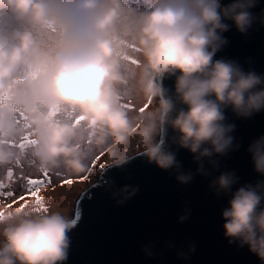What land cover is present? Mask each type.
<instances>
[{
  "label": "clouds",
  "instance_id": "1",
  "mask_svg": "<svg viewBox=\"0 0 264 264\" xmlns=\"http://www.w3.org/2000/svg\"><path fill=\"white\" fill-rule=\"evenodd\" d=\"M255 3L0 0V172L13 167L17 156L8 143L19 134L10 118L16 106L35 133L30 173L47 168L77 175L102 151L105 167L143 155L162 170L173 169L175 179L186 184L193 174L180 171L168 148L175 145L192 154L198 174L210 175L205 162L215 170L219 157L239 147L225 110L245 119L264 111V73L213 59L227 43L224 32L234 27L243 34L256 22L250 11ZM259 23L264 26V9ZM166 77L174 78L170 94L162 84ZM122 98L146 107L126 110ZM74 117L79 124L72 123ZM246 151L253 171L264 177V134ZM237 182L232 171L209 181L214 195L228 197L221 209L223 236L229 244L247 246L264 264V179L233 191ZM136 190L125 185L112 195L121 197L120 204ZM41 197L46 211L32 202H0V264L67 260V232L74 226L70 198ZM193 250L190 245L188 252Z\"/></svg>",
  "mask_w": 264,
  "mask_h": 264
},
{
  "label": "water",
  "instance_id": "2",
  "mask_svg": "<svg viewBox=\"0 0 264 264\" xmlns=\"http://www.w3.org/2000/svg\"><path fill=\"white\" fill-rule=\"evenodd\" d=\"M221 2L227 4L230 0ZM261 9L264 0H256L250 11L257 20L246 33H239L234 27L223 33L227 43L213 59H231L245 71L264 73ZM173 79L166 77L162 82L169 94ZM225 118L226 123L235 125L233 144L239 147L219 157L215 170L205 162L208 176L198 174L192 154L175 145L168 148L175 151L180 171L193 174L186 184L175 179L173 169L162 170L143 155L99 171L75 200L71 212L74 226L67 232L69 247L64 264H260L247 246L229 244L223 236L221 209L227 206L228 197H217L208 185L222 171H232L238 177L233 191L245 183L264 179L253 171L246 151L251 140L264 134V111L245 119L226 109ZM125 185L137 190L117 204L121 197L114 198L112 193H118ZM181 215H186V219L179 222ZM190 245L194 250L188 252ZM145 248L151 255L142 250ZM181 252L186 255L179 256Z\"/></svg>",
  "mask_w": 264,
  "mask_h": 264
},
{
  "label": "snow or ice",
  "instance_id": "3",
  "mask_svg": "<svg viewBox=\"0 0 264 264\" xmlns=\"http://www.w3.org/2000/svg\"><path fill=\"white\" fill-rule=\"evenodd\" d=\"M129 61L135 63V58L128 56L126 57ZM2 103V101H0ZM121 106L129 111L143 112L146 105L138 107L131 102L130 99H121ZM11 120L13 124L17 127L19 134L14 139L8 141L9 146L14 148L17 152L15 164L13 167L0 172V200L11 199L12 203H16L17 200L23 201L24 206H27L26 196L34 198L32 202L37 211H46L47 206L45 205L42 197L38 195L43 187H52V178H56L57 184H68L71 185L73 180L70 178L71 175H65V173L60 170H49L47 168L41 169L37 173L25 172L24 167L35 166V161L28 158V151L36 143L35 133L29 122L27 113L20 107L13 106L11 109ZM73 124H79L80 118H71ZM91 141L89 140L88 143ZM104 153L98 152L91 156L89 160L87 169L80 173L78 176L79 180H87L89 175L93 172L94 165H97ZM105 163H99L100 172L105 168ZM19 186L22 191L19 195L16 194V188Z\"/></svg>",
  "mask_w": 264,
  "mask_h": 264
},
{
  "label": "rangeland",
  "instance_id": "4",
  "mask_svg": "<svg viewBox=\"0 0 264 264\" xmlns=\"http://www.w3.org/2000/svg\"><path fill=\"white\" fill-rule=\"evenodd\" d=\"M99 163H105L107 164V161L105 159V156L101 157L100 161H98L97 165L92 166L93 172L89 175V178L87 180H79L77 175H71V179L73 180V183L71 185L68 184H57L56 178H52L53 186L52 187H43L41 192L38 193L40 196H49L52 198H59L62 195H67L70 198V204L73 209L74 203L78 195L82 192V190L92 181H94L99 173ZM28 166L25 165L24 170L27 171ZM22 189L17 186L16 188V194L19 195ZM25 199H27L29 202H33L34 198L30 196H26ZM0 202H3L5 206L12 205L11 199L8 200H0ZM23 203V201H16V204ZM47 206V204H45ZM72 212V211H71ZM71 216V213H70Z\"/></svg>",
  "mask_w": 264,
  "mask_h": 264
},
{
  "label": "bare ground",
  "instance_id": "5",
  "mask_svg": "<svg viewBox=\"0 0 264 264\" xmlns=\"http://www.w3.org/2000/svg\"><path fill=\"white\" fill-rule=\"evenodd\" d=\"M42 190V189H41ZM41 192V191H40Z\"/></svg>",
  "mask_w": 264,
  "mask_h": 264
}]
</instances>
